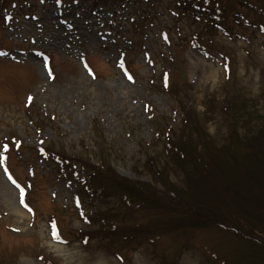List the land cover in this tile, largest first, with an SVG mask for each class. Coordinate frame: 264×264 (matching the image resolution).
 Listing matches in <instances>:
<instances>
[{"label": "rangeland", "instance_id": "374dc122", "mask_svg": "<svg viewBox=\"0 0 264 264\" xmlns=\"http://www.w3.org/2000/svg\"><path fill=\"white\" fill-rule=\"evenodd\" d=\"M250 2L211 29L176 0H0V264H264L221 219L177 220L208 194L164 151L187 112L221 138L208 102L263 95L264 0ZM110 168L164 203L172 187L194 200L176 198L184 212L127 204ZM107 214L150 231L115 240L99 229Z\"/></svg>", "mask_w": 264, "mask_h": 264}, {"label": "trees", "instance_id": "16d2710c", "mask_svg": "<svg viewBox=\"0 0 264 264\" xmlns=\"http://www.w3.org/2000/svg\"><path fill=\"white\" fill-rule=\"evenodd\" d=\"M93 1L97 5L110 0ZM176 1L178 6L183 8V12H191V10L197 12L198 9V13H208L209 22L206 28L211 29L222 27L223 22H228V18L232 15L238 17L240 12L235 8L240 1L243 5H249V3L253 5L251 0ZM261 11H264V8ZM208 104L207 111L214 113L216 108L224 116L225 124H227L226 135L221 138L212 137L207 131L201 130V123L196 125L192 123L190 112H187V121L180 130L188 129L189 132L187 131L184 135L179 131L176 134V140L172 138L174 137L172 133H168L170 139L167 137L168 141L165 142L166 154H173L174 161L179 163L181 168L188 167V171L185 167L181 170L185 177L188 179L191 174L194 178L198 176V182L193 187L199 191H206L209 195L205 194L208 198L200 196L201 201L195 202L200 210L202 209L201 213L199 210H194L191 216L179 217L177 220L185 227L190 223L195 226H207L210 223L220 222L221 219L222 226L230 229L233 226L234 232L250 239L255 244V246L252 245L251 254L262 259L264 258V92L259 98L248 99L233 94L232 97L227 95L221 101H214V104L208 102ZM192 127L197 128L196 138L191 137L189 129ZM160 155H157L158 161ZM153 160L146 159L144 167L153 174L156 181L159 179L161 181L166 167L157 171L156 161L153 162ZM108 175L115 180L112 183L114 190H121V194L129 198L126 200L127 204L129 202V204H139L143 207L151 205L152 208L168 206L174 211L181 212H184L183 209H189L187 203L177 200H180L179 197L183 198L177 188L175 190L172 187L169 190L170 196L164 203L155 190L148 188L147 185L143 184L144 186L141 187L138 181L121 178L112 168ZM188 195L183 198L184 202L191 203L195 195L193 194L192 198L191 192ZM161 200L164 205L161 204ZM117 216L107 214L102 220H107L108 223L101 224L99 227L101 231L107 232V235L116 238L115 240L130 243L137 235L150 231L145 229L146 226L128 227L116 224L121 218ZM111 217L115 219L111 220ZM243 224L250 230L244 228ZM238 264L246 263L238 262Z\"/></svg>", "mask_w": 264, "mask_h": 264}, {"label": "snow or ice", "instance_id": "6c2138e0", "mask_svg": "<svg viewBox=\"0 0 264 264\" xmlns=\"http://www.w3.org/2000/svg\"><path fill=\"white\" fill-rule=\"evenodd\" d=\"M129 79H131V77H129ZM55 235V234H54ZM85 243H86V241H85Z\"/></svg>", "mask_w": 264, "mask_h": 264}]
</instances>
